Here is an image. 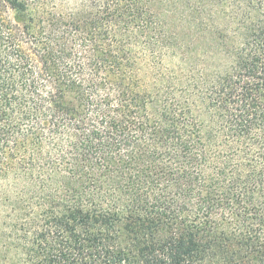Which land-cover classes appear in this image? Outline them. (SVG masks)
Here are the masks:
<instances>
[{"label":"trees","instance_id":"obj_1","mask_svg":"<svg viewBox=\"0 0 264 264\" xmlns=\"http://www.w3.org/2000/svg\"><path fill=\"white\" fill-rule=\"evenodd\" d=\"M0 264H264V0H0Z\"/></svg>","mask_w":264,"mask_h":264}]
</instances>
